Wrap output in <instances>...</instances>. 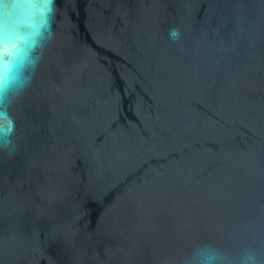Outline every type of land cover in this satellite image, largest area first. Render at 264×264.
I'll return each mask as SVG.
<instances>
[{
	"label": "water",
	"instance_id": "water-1",
	"mask_svg": "<svg viewBox=\"0 0 264 264\" xmlns=\"http://www.w3.org/2000/svg\"><path fill=\"white\" fill-rule=\"evenodd\" d=\"M56 4L0 150V264L264 246V0Z\"/></svg>",
	"mask_w": 264,
	"mask_h": 264
},
{
	"label": "clouds",
	"instance_id": "clouds-1",
	"mask_svg": "<svg viewBox=\"0 0 264 264\" xmlns=\"http://www.w3.org/2000/svg\"><path fill=\"white\" fill-rule=\"evenodd\" d=\"M56 0H0V150L15 153L16 119L10 109L31 86L44 52L55 37ZM176 41L180 31L173 28ZM174 264H264V246L236 257L215 244L193 247Z\"/></svg>",
	"mask_w": 264,
	"mask_h": 264
}]
</instances>
